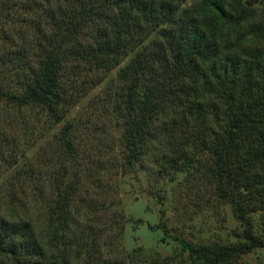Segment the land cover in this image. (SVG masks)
Segmentation results:
<instances>
[{
    "label": "trees",
    "instance_id": "trees-1",
    "mask_svg": "<svg viewBox=\"0 0 264 264\" xmlns=\"http://www.w3.org/2000/svg\"><path fill=\"white\" fill-rule=\"evenodd\" d=\"M0 103L17 112H0L2 135L36 141L61 123L32 160L0 138L14 168L0 264H128L122 212L100 223L108 179L147 158L198 175L242 227L235 243L175 235L179 249L150 264H235L264 248V0H0Z\"/></svg>",
    "mask_w": 264,
    "mask_h": 264
},
{
    "label": "rangeland",
    "instance_id": "rangeland-1",
    "mask_svg": "<svg viewBox=\"0 0 264 264\" xmlns=\"http://www.w3.org/2000/svg\"><path fill=\"white\" fill-rule=\"evenodd\" d=\"M110 75L114 76L115 71ZM105 84L106 80L85 96L70 112L69 117L86 113V105L91 97L100 93ZM0 112L10 114L11 118L17 115L15 110L7 109L1 103ZM21 112L25 113L28 120H35L31 110L25 109ZM60 128L61 123L48 127L40 138L33 141L36 134L30 137V131L27 133L17 126L6 127L2 129L3 135L0 134V138H6L7 141L15 139L20 143V151L24 150V157L32 160L45 154L46 145L54 139ZM107 131L105 133L108 134L109 140L110 136L116 137L118 132L111 127ZM84 140L87 145L94 141L91 134L89 137L84 135ZM84 145L86 146L85 143ZM6 149L7 158L10 153L9 144ZM49 152L48 150L47 153ZM80 156H83V153H80ZM143 162L145 168L136 165L134 169L122 171L119 167L116 174H112L108 179L111 188L106 190L107 201L114 203H110L109 208L105 209L108 212L100 223L103 225L105 218L111 215L109 210L116 208L122 212L125 225L118 249L123 258L128 255L131 260L127 261L128 264H150L174 254L179 249L175 235L194 243H235L239 240L238 234L234 232L241 231L242 227L235 219L230 206L220 203L219 199L210 195L207 185L199 181L198 175L195 176L190 171H173L170 175H164L149 158ZM13 172L14 168L0 156V206L4 210L8 208L9 203L3 186L8 183ZM117 254L120 253L113 255ZM172 264L188 263L177 259ZM235 264H264V248H256L242 255Z\"/></svg>",
    "mask_w": 264,
    "mask_h": 264
}]
</instances>
